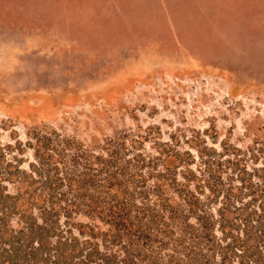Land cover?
Segmentation results:
<instances>
[{"label":"rangeland","instance_id":"obj_1","mask_svg":"<svg viewBox=\"0 0 264 264\" xmlns=\"http://www.w3.org/2000/svg\"><path fill=\"white\" fill-rule=\"evenodd\" d=\"M30 130L62 169L95 173L85 197L106 195V170L155 173L163 148L179 151L178 178L188 166L247 201L264 176V0H0V146L25 172L37 160ZM193 194L189 221L206 212L226 246L222 192ZM85 208L59 212L63 226L88 221Z\"/></svg>","mask_w":264,"mask_h":264},{"label":"trees","instance_id":"obj_2","mask_svg":"<svg viewBox=\"0 0 264 264\" xmlns=\"http://www.w3.org/2000/svg\"><path fill=\"white\" fill-rule=\"evenodd\" d=\"M28 135L34 134L30 130ZM34 136L37 160L29 163L26 172L8 160L0 146V264H264L263 175L258 183L247 186L250 196L243 202L232 188L209 183L188 166L181 169L184 178H178L180 163L174 159L179 151L161 148L162 166L155 173L140 167L142 157L139 170L130 177L122 169L104 172L106 195L85 197L89 183L98 182L95 173L62 169L57 163L60 154L49 137ZM112 159L116 160V154ZM147 176L153 177L149 187ZM137 177L139 181L134 182ZM5 181L12 183L13 191L6 190ZM204 188L208 201H215L222 192L218 222L224 238L228 237L226 246L214 242L215 221L206 212H199L197 224L189 221L198 208L193 193ZM66 190L82 202L67 198ZM80 205L86 207L83 211L89 220L66 219L70 225L63 226L59 212L68 216L79 211ZM94 219L106 227L95 229ZM142 243L156 245L148 258L137 259L135 248ZM166 248L167 254H162Z\"/></svg>","mask_w":264,"mask_h":264}]
</instances>
